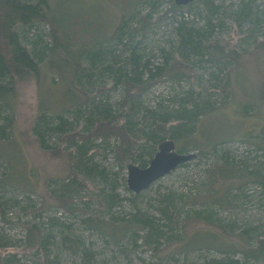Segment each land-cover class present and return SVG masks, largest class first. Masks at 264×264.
Segmentation results:
<instances>
[{"label": "rangeland", "instance_id": "374dc122", "mask_svg": "<svg viewBox=\"0 0 264 264\" xmlns=\"http://www.w3.org/2000/svg\"><path fill=\"white\" fill-rule=\"evenodd\" d=\"M211 1L227 13L241 6V0ZM150 3L49 0L47 21L23 34L24 43L38 59L39 72L24 79H8L5 87H0L1 124L6 127L0 141V197L5 206V214L0 213V235L11 245L2 252L6 264H154L159 259L170 264H210L232 255L224 254L225 250L255 248L258 242H247L249 236L264 239V187L250 179L246 170L238 169L246 163L254 167L264 164V135L260 139L264 130L262 49L241 56L230 75L229 99L221 103V98L214 95L215 111L201 117L192 131L185 128L186 136L175 139L180 153H195L196 159L133 199L127 167L139 162L120 163L113 152L116 139L96 140L94 143L101 144L105 151L93 154V165L107 177L106 192L115 188L117 200L111 199V206L105 208L98 195L106 185L100 179L84 185L80 177L74 187L77 189L70 193L74 199L67 203L70 210L60 198L63 183L68 184L74 175L73 149L67 146V140H60L55 129L60 124L58 117L72 123L65 127L67 131L72 128L70 133L85 126L74 120V114L86 107L73 82L75 70L79 71L77 64L88 66V55L98 50L111 52L109 59L113 62H121L135 50L139 64H163L166 54L177 45L174 16L185 14L179 21L193 30L205 26V13L198 15L202 8L197 4L181 12L163 0L154 7L153 26L144 36L138 34L131 40L133 50L122 51L113 40L116 30L125 17L132 20L146 12ZM253 8L264 16V0H253ZM219 19H212L213 36L226 38L229 30L236 41L245 36L230 20L221 25ZM194 59L198 61L199 57ZM206 60L197 65L208 68L204 77L208 80L209 74L218 70ZM118 66L123 73L128 68ZM105 81L111 89L100 99L108 102L113 113H120L118 104L125 98V86L119 83L113 87L109 77ZM198 87L196 79L187 77L179 81L158 79L137 96L133 124L138 129H151L153 116L176 113ZM42 135L48 148L41 145ZM168 202L179 211L181 223L172 232L160 211ZM138 213L155 220L165 231L157 251L145 245L149 228L132 225L139 221L134 218ZM34 226L48 237L46 249H37L29 241V230ZM237 258L244 262V254L239 253Z\"/></svg>", "mask_w": 264, "mask_h": 264}, {"label": "trees", "instance_id": "16d2710c", "mask_svg": "<svg viewBox=\"0 0 264 264\" xmlns=\"http://www.w3.org/2000/svg\"><path fill=\"white\" fill-rule=\"evenodd\" d=\"M49 0H0V87H5L3 84L8 79L12 80L15 77L24 79L31 73H38V59L24 43L23 34L26 30L37 23L46 22L48 15L46 9L49 8ZM149 1V0H146ZM163 0H151L149 9L146 12H140L132 20L127 17L123 19L118 29L115 32L114 42L120 46L122 51L133 50L131 40L138 34L145 35L153 26L152 13L155 5ZM173 10L184 12L186 9H191L197 4L202 11L198 15H205V28L210 30L205 31V28L193 30L184 21H179L185 17V14L176 18L177 27L175 35L177 45L173 50L166 54L163 64L151 65L139 64V60L135 56V50L129 54L124 60L118 63L113 62L109 58L112 53L106 50H98L95 54L88 55V66L84 63L77 64L79 71L75 70L73 79L74 85L84 97L86 107L74 114V120L84 122L81 130L69 131L66 130V125H71L64 120L62 116L58 119L60 124L56 126V132L60 136V140H67V146L73 149L71 159L73 161L72 175L74 177L68 184H64L61 188L63 191L61 199L64 200L66 208L67 203L74 199L70 196L71 192L77 189L76 181L81 178V182L87 181L96 182L98 179L106 185V187L98 195L99 202L105 208L111 206V199L117 200L118 195L115 194V188L112 187L111 193L106 192L108 188L107 177L93 165V154H98L105 149L101 148V144H95L94 141L100 140L107 142L108 139L114 138L118 142L115 145L113 152H116V159L121 163H129L130 161H138L139 166L145 168L150 160L157 152V146L166 139H177L186 136L185 128H195L198 120L215 111V103L212 101L214 95L221 98V103L226 102L231 95L230 75L234 67L240 61L243 54L251 53V51L264 50V16L258 10L253 8V0H241V6L237 11L230 13L220 9L221 6H214L211 0H196L194 3L185 7L177 6L173 0H168ZM47 7V8H46ZM263 14V13H262ZM181 15V14H180ZM261 15V16H259ZM218 16L221 25L226 21H231L236 24L241 30L242 36L239 41L235 37H231L230 30L228 36L222 38L213 36L211 33L215 29L213 18ZM232 31V30H231ZM210 33V34H208ZM261 36V37H260ZM127 40V42H126ZM110 55V56H109ZM199 57L196 61L194 58ZM213 65L218 72H211L209 79H205V74L208 68L199 64L202 60ZM124 65L127 68L123 73L122 68L118 65ZM79 66L80 69H79ZM119 69V70H118ZM200 71V75L197 72ZM122 72V73H121ZM190 72V75L187 73ZM109 77L113 80V87L119 83L125 86L126 95L120 104V113H113L110 105L105 99H100V96L106 94L109 89L105 79ZM170 77L177 81L187 77L188 79H196L198 90H194L191 96L184 99V104L174 114H157L154 117V125L151 129L136 128L133 124L132 112L135 108L137 96L154 86L158 79ZM8 80V81H9ZM7 81V82H8ZM11 92V91H10ZM3 93V92H2ZM0 93V97L3 95ZM264 94V89H263ZM0 116V141L5 135L6 127ZM174 122V123H173ZM261 134L260 139H263ZM41 145L48 148L42 135ZM101 142V143H102ZM155 146H152L151 143ZM214 149V148H213ZM182 153V152H181ZM75 154V155H74ZM206 152H202V155ZM238 168V167H237ZM242 172L243 169L249 173V178H253L254 182L264 187V164L259 163L255 167L247 164L242 168H238ZM80 177V178H79ZM105 177V178H102ZM133 199L138 198V195L133 194ZM3 198L0 197V213L5 214V206ZM227 200V199H226ZM161 216L167 222L169 231L177 229L180 226L179 211L176 212V207L171 202L165 203L161 207ZM135 224L140 228H149V232L145 239V245L152 247L155 251L158 250L159 239L165 231L157 225L153 219L147 220L142 218L140 214L134 216ZM133 218V219H134ZM29 241L33 243L37 249H46L48 237L43 236L40 229L30 227ZM264 236V234H263ZM257 240L258 245L255 248L247 250H229L224 251V254H232L226 257L225 260L216 262L211 261L210 264H251L254 262L264 261V239H259L255 236H249V240ZM210 245V244H205ZM6 240L0 235V264H6L5 258L2 256L4 248L10 247ZM192 247V246H191ZM196 247V246H194ZM198 247V246H197ZM200 247V246H199ZM216 249V248H215ZM218 250V249H217ZM219 251V250H218ZM244 254V262L237 258L238 254ZM88 261H92L91 255H86ZM53 264V261H51ZM59 264V263H55ZM154 264H170L164 262L163 259L157 260Z\"/></svg>", "mask_w": 264, "mask_h": 264}, {"label": "water", "instance_id": "95a60500", "mask_svg": "<svg viewBox=\"0 0 264 264\" xmlns=\"http://www.w3.org/2000/svg\"><path fill=\"white\" fill-rule=\"evenodd\" d=\"M179 7H185L196 0H173ZM197 158L195 153H180L176 149L175 140L170 138L159 144L158 150L150 160L147 167L142 168L136 164H129L128 188L135 195L148 190L154 183L169 175L181 165Z\"/></svg>", "mask_w": 264, "mask_h": 264}]
</instances>
